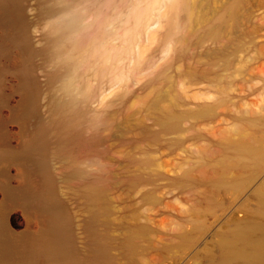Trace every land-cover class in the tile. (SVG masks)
<instances>
[{"label":"rangeland","instance_id":"374dc122","mask_svg":"<svg viewBox=\"0 0 264 264\" xmlns=\"http://www.w3.org/2000/svg\"><path fill=\"white\" fill-rule=\"evenodd\" d=\"M262 185L264 0H0V264H217Z\"/></svg>","mask_w":264,"mask_h":264},{"label":"bare ground","instance_id":"6f19581e","mask_svg":"<svg viewBox=\"0 0 264 264\" xmlns=\"http://www.w3.org/2000/svg\"><path fill=\"white\" fill-rule=\"evenodd\" d=\"M76 17L71 16L64 21L62 30L74 29ZM80 44V39L76 41ZM7 194L11 197L18 194L11 188ZM260 200L264 207V185L260 188ZM242 221V220H241ZM239 222L230 239L225 243V249L217 264H264V227L261 224H250L246 221ZM5 231L8 232L6 222H3ZM46 254L53 264H109L105 247L96 244L89 257L81 258L75 254L64 237H58L43 246Z\"/></svg>","mask_w":264,"mask_h":264}]
</instances>
